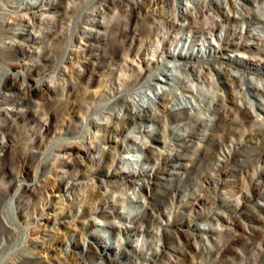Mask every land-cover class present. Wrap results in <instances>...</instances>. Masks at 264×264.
<instances>
[{
    "label": "rangeland",
    "instance_id": "rangeland-1",
    "mask_svg": "<svg viewBox=\"0 0 264 264\" xmlns=\"http://www.w3.org/2000/svg\"><path fill=\"white\" fill-rule=\"evenodd\" d=\"M12 1L16 0H0L9 8L7 11L10 15H18V8L9 6ZM98 1L100 0H52L50 10L33 9V12L28 13V21L22 22L28 25L26 27L31 31L30 37L39 34L36 42L32 43L21 36L12 35L17 40L29 44L30 50L17 44L12 46V51L0 49V58L6 60L3 61V71L0 72V99L4 101L0 108H6L7 112H11L9 108L24 110L21 112V118H17L15 123H11L0 111V140H10L6 142V151L0 149V158H3L0 160V199L5 202L7 215L6 218L0 213V219L4 222L9 220L16 229L8 239L3 235L0 264L9 263L21 253L38 255L35 264H57L56 260H60V264H78L75 258L82 257L85 259L83 264H101L102 259L105 264H110L107 258L117 259L115 263H111L117 264L123 260L119 258L121 252L131 250L123 236L122 242L115 241L113 248L108 249V239L91 234L108 232L98 225L91 231H86L79 222L82 219H93L96 222L115 221L123 226L132 224L127 211L132 209L139 212L141 207H132L129 197L138 192L141 194V185L144 179L147 180V177L138 176L137 181L131 185L120 184L122 177L128 175L133 166H136L134 159L143 153L138 149H122L121 144L109 142L108 129L89 123L93 119L103 121L98 118L107 115L103 112L114 105L115 96L106 86L108 72L105 70L109 68L107 62L93 60L89 51L83 48L91 41L92 48H98L108 55H117L120 47L115 37L130 33L125 24L131 21L130 18L134 21V17L125 10L111 12L104 9L100 14L93 16L90 11ZM218 1L231 17L225 21L217 16L215 19H209L208 16L201 15L199 25H212L210 28H214V31L204 28V31L202 29L196 32L194 39L196 38L197 44L192 48L194 51L198 49L201 54L196 59L178 60L177 57L174 60L169 56L165 57L160 51L163 46L175 55L189 50L193 30L181 27L180 23L196 21L195 14L186 15L184 21L176 19L177 23L174 25L159 20L158 26L161 27H158V31L165 34L164 38L153 34V30L157 29L154 20L148 18L146 21L152 26L146 30L150 32L152 49L140 55L144 62L148 61L150 64L145 80L157 75L162 77L159 67L169 69L167 65L174 62L178 66L182 65L183 67L177 66V69L173 70L177 77L170 81L167 88L178 87L179 92L188 93L182 85L193 83L196 88L195 102L202 110L197 114L212 118L213 115L205 107L214 103L212 95L217 90V93H222L227 98L228 108H225V112L228 119L222 122V128L217 130L212 128L211 124L202 125L199 120L191 121L185 128L178 127V123L171 118L155 117V125L163 134L160 138L167 142L166 145H157L160 151H163L162 156L173 153L177 147L179 154H182V158L178 160L183 164L177 174L161 179L162 183L159 182V185L162 188L158 184L155 185L153 203L162 205V211L159 213L162 223L155 228L158 229L157 238L151 244L156 253L151 255L149 250L147 252L149 239L140 237L134 243H137V251L143 248V253L145 252L140 256L139 264H264V0H253L257 1L256 4L245 0ZM168 2L176 11L183 6L194 5L192 0ZM71 5L74 8L70 7ZM66 7L71 11L69 19L63 15L68 9ZM12 18L13 16L9 19ZM92 19H98L106 26L103 28L92 25ZM58 28L61 29L59 39H51V33ZM87 28L103 31L106 39H90ZM48 53L50 60H43ZM133 54L127 56L129 60L132 57L133 61H122L123 64L119 66L121 68L118 67L116 72L127 77L143 70L141 57H134ZM236 54L238 56H235ZM229 57H238L242 65L228 62ZM93 61L98 64H92ZM85 63L89 67L94 66L96 71L91 82L78 77ZM184 63H187L186 67ZM190 65L200 69L206 79L192 78ZM226 65L237 78L231 76V73H225V78L221 74L219 76L217 69ZM185 75L191 77L188 82L184 78ZM15 78L26 84L33 98L41 102L39 106H33V103L27 101L24 104L7 102L9 96L3 92L9 93L7 87ZM57 79L63 84L55 86ZM251 80L258 89L254 91L255 94H247L245 99L237 84H249ZM142 83L132 84L129 89L143 90ZM41 90L44 92L45 101L39 98ZM99 92L105 96L101 100H95L94 94ZM250 104L263 107L258 108L260 115L256 116ZM46 109L50 112L52 120L49 126L42 125L38 120L46 115ZM134 126L127 123L113 135L123 141L128 133L134 130ZM145 128L148 129L149 126ZM185 132L193 136L192 141H188L187 145H178ZM93 133L98 134L95 137L96 142L93 143L95 147L86 153L88 138ZM84 136L86 138L83 140ZM73 144L76 146L71 148ZM65 145L69 147L63 149ZM203 145L205 146L202 147ZM109 146L114 147L110 153L106 151ZM70 158L74 159L75 165L69 168L65 159L68 161ZM158 161L161 169L170 167L162 161L161 156ZM140 164L144 169L150 170V174L161 175V169H156V166L146 162ZM111 165L123 175L108 177L109 185L101 184V180L107 178L105 174ZM17 173L21 176L16 177ZM69 173L75 177L69 180V183H75V192L79 197V203L67 210L64 219L68 229L72 230L67 233V227L55 223L54 220L49 226L56 232L47 240L45 238L48 237L40 233L41 223L45 222V216L51 212L52 205L57 206L59 211H65L60 197H71L68 191L70 184L65 181ZM56 184H60V188H53ZM105 201L109 203L108 216L93 214L79 217L81 204H87L90 209ZM55 239L59 240L58 245ZM43 240L45 241L42 242ZM73 241L80 243L75 249L72 247ZM117 244H120V247ZM72 249L75 252L73 258L67 254V251ZM96 251L104 255V258H99Z\"/></svg>",
    "mask_w": 264,
    "mask_h": 264
},
{
    "label": "bare ground",
    "instance_id": "bare-ground-1",
    "mask_svg": "<svg viewBox=\"0 0 264 264\" xmlns=\"http://www.w3.org/2000/svg\"><path fill=\"white\" fill-rule=\"evenodd\" d=\"M51 1L52 0L12 1V3L9 6L17 7L18 10L20 11L18 15H10V13L7 11L9 10V8L4 3L0 2V49L8 51L13 48L12 46L14 44L15 45L17 44L22 48L28 47V49L30 50L29 44H27L26 42H21L20 40H17L15 37H12V35L15 34V35L21 36L23 39L27 41H32V43L36 42V37L39 36V34H35L34 36L30 37L31 31H28V28L26 27L28 25L24 24L22 21H28L29 12H33L34 10L35 11L41 10L42 8L51 9L52 8L51 3H50ZM70 1H74V0H70ZM192 1L194 3L192 7L183 6L179 8V10L176 11V9L174 10L172 9V5L169 4L168 0H100L98 1L97 5H95L94 8L90 11V14L94 16V15L100 14V12L104 11V9H108L111 12H119V11L125 10V12L130 14V16L134 17V21H132V18H130L131 21L129 22L127 21L128 23L125 24L126 28L129 29L128 31L130 33H127L122 37L119 35L120 38L119 36L118 38L117 36L115 37V39L118 42L117 44L120 47L119 48L120 52L117 55H108V54H105L103 51H100L98 48H92L93 44L91 43V41H89V43H86L85 47L83 48L84 50L89 51V55L93 60H96V61L98 60L100 62L101 61L107 62L109 68L105 70L106 72H108L107 77H106V81H107L106 86L108 89H110V91L113 92V96H115L114 105H112V107H108V108L106 107L107 110L103 112L104 114H107L108 116L104 115L103 117H99L98 119H102L103 120L102 122H100L99 120L93 119L89 121V123H93L97 127H101V128L104 127L108 129L107 134H108L109 142H113L115 145L116 144L118 145V143L121 144L122 149H126V150L138 149V150H141V152L143 153L142 155L134 159V163L136 166H133V170L128 172V175H125L122 177L123 181L119 182L120 184L131 185L133 182L135 183V181H137L138 176L147 177V180L144 179V182L141 185L142 186L141 194L138 192L139 194L135 193V196L129 197L132 203L131 205L132 207L135 208L138 205L139 207H141V210L139 212L138 211L134 212L132 209H129L127 211L128 216L131 217L130 221L132 222V224L123 226L122 224H117L115 221H110V220H104L103 222H98V221L96 222L93 219H89V220L86 219V221L83 219L79 220L81 227L86 231H91L93 228H95L96 225H98L99 228L104 229V231L108 232L107 234L103 232H93V233L91 232V234L99 235L102 238L108 239L109 242H107L108 245H106L108 249L113 248V246L115 245V241L119 243L122 242L121 240L122 236L123 238H125V243L131 246L130 248L131 250L130 251L124 250L123 252H121L120 254L121 256H119V258H122L123 260L118 261L117 264H121L122 262H126V264H139L138 260L140 256L143 255L145 252L143 253V248L137 251V248H136L137 243L136 245H134V243L137 242L140 237H145L149 239V242H148L149 247L147 248V252L149 250L151 255H154L156 253L154 252L155 248L154 247L152 248L151 244H153L157 238L158 229H155V228H158L162 223V220L159 218V215H160L159 213L160 211H162V205L161 203H153L154 195L156 192L155 185L157 184L159 185V182L162 183L161 179H166L168 176L177 174L180 167L183 164L180 162V160H178L179 158H182L181 157L182 154L181 155L179 154L177 147L174 148L175 151L173 153L170 152L169 155L162 156L163 151L161 152L160 149L157 147V145L160 143H163L164 145H166L165 143L167 142L165 140H161L160 138L163 136V134L160 131V129H158V127H156L155 125L156 120H157L155 117L161 116V118L163 117L165 119L171 118L173 121L178 123V127L182 126L185 128L186 126L191 124V121L199 120L200 121L199 123H201L202 125L206 126L208 124H211L213 126L212 128L215 127V129L217 130H220L222 128V122H226L228 119L226 117L228 115H226V112H225V108L227 107L226 105L227 98L225 97L224 94L217 93V90H215L214 94L212 95L214 103L209 104L208 107L207 106L205 107L213 115V118H212V117H202L201 115L197 114V112L202 111V110H201V107H198L195 102L196 88L193 85V83H190V84L185 83L182 85V87L185 90H187L188 93L184 91L179 92L177 90L179 89L178 87L172 88L170 86L169 88H167V85H170V81L176 79L177 77V75L173 72V70L177 69V66H178L175 62L172 65L165 64L167 65V67H169V69H164L162 67L158 68L160 73L163 74L162 77H159L158 75L157 76L151 75L152 76L151 78L145 80V78L148 76L147 72L149 71L150 64L148 63V61L144 62V59H142V56L140 55L144 54L145 51L152 49L151 48L152 43L150 40V32L146 31L147 29L152 28V26H150V24L146 22L148 18L151 20H154L157 23V26L155 25V27L157 28L156 29L157 31L153 30V34L160 35L161 37L164 38L165 34L162 31H158V27H161V26H158L159 20L162 23L174 25L175 23H177L176 19H178L179 21L180 20L184 21L186 20L185 19L186 15L195 14L194 16L197 19L196 21H193L192 23L188 22L186 24L180 23L181 27H187L193 30V35H192L193 37H192V40H190L191 44L189 45V50L187 49L185 53L179 52L177 55H175L174 53H170V51H168V49H166V47L164 46L162 47V50H160L163 54H165V57L169 56V58H172L174 60L177 59V57H178V60H191V59L199 58L201 56L198 49L197 51H194L193 49L194 46L197 44L196 38L194 39V37H196V32L201 31L202 29L204 31V28H210V26H212V25L208 27L203 26V25H202L203 27L200 26L201 24L199 25V21L201 22V20L199 18H201L204 15L208 16L209 19L210 17L214 18L217 16L221 18L222 20L228 21L231 17V14L227 12L226 10H224V8L222 7V3L218 0H192ZM245 1H250L254 4H256L257 2V1L253 2V0H245ZM70 7H73V5H71ZM67 8L68 7H66V9ZM69 9L70 8L65 10V13L63 14L64 17L68 19L71 16V11ZM173 11L175 13H173ZM11 16H13V18L9 19ZM156 18H159V19L156 20ZM90 22H93L92 25L101 26L103 28L106 26V24H104L103 22H100L98 19H92ZM14 25L16 27H14ZM127 29H125V31ZM210 29L214 31V28H210ZM87 30L89 33L88 37L90 39H93L96 41H100V40L104 41L106 39L105 38L106 35L104 36V32L99 29L87 28ZM60 32H61V29L59 28L58 30H54L50 35L51 39L53 38L55 40H58L59 39L58 37L60 36ZM5 38H9V40H5ZM210 50H212V48ZM76 53L74 54L76 55ZM132 53H134L133 54L134 57H139V58L141 57V61L143 62V70L138 71L137 73H135V75H129L127 77L122 75V73L120 72L119 73L116 72L120 64H123L122 61L129 60L127 56L132 55ZM235 56H238V55L236 54ZM50 58L51 57L49 56V53H48L46 56L43 57V60L47 61V60H50ZM3 61H6V60H3V58H0V72L3 71L2 70ZM129 61L132 62L133 58L131 57ZM227 61L230 63L231 62L235 63L238 66L242 65V62L238 59V57H235V58L229 57ZM92 64H98V63L93 61ZM184 64H185L184 67H186L187 63H184ZM37 65L39 66V63ZM145 65H147L148 67H145ZM193 65L192 66L190 65L191 75L190 74L189 75L192 78H195L197 80H200L201 78H205L204 76H202L200 69L198 70V68L197 69L194 68ZM178 67H183V66L179 65ZM230 69L227 68V65H226L222 69L218 68L217 70H218L219 76L221 74L225 78L226 77L225 73H227V75L228 73H231ZM121 70L122 69H120V71ZM95 73L96 71L94 69V66L89 67V66H86V63H85V65H83L82 72L79 73L78 77L81 79L86 78L87 82H91L93 80L92 77ZM63 74H64V70H63ZM189 75H185L184 77L186 78L187 82L191 78ZM231 76H233L234 78H237V75L234 73H231ZM210 78L211 77L209 76V79ZM54 83L56 84L55 86H59L60 84H63L58 79ZM140 83H142L141 87L142 88L144 87L143 90L140 89L139 91H131V89H129L130 85L140 84ZM245 85H247V87ZM237 87H239V90L240 92L243 93L245 99H246L247 94H255L254 91L258 89V87L254 84V82H252V80L251 82H249V84L238 82ZM249 87L252 89L248 90ZM7 89L9 90V93L3 92L4 95L9 96V98L6 99L7 102L24 104V102L27 101V103L28 102H30L31 104L33 103V106H39L41 104L39 100H36L33 98V96L31 95L30 89L26 86V84H24V82H19L16 78L14 82L9 83ZM146 90H149L150 92H147ZM43 93L44 92H42L41 90L39 93V98L45 101ZM104 96L105 94H103L102 92L94 94L95 100H101L102 98H104ZM1 104H4V101L0 99V105ZM250 106L253 108V112L256 114V116L260 115V113H258V108L262 109L263 107L261 105L250 104ZM9 109L11 112H7L6 108H0V111L5 116H7V119L9 118V120H11V123H15L17 118H21V112L24 110L20 108H9ZM47 110L48 109H46V113H45L46 115L38 119L39 122H41V124L44 126H49L52 121L50 118V112ZM229 120L231 121V119ZM229 120L228 122L230 123ZM127 123L134 124L135 125L134 130L130 131L123 141L116 139L113 133H118L119 130L124 128ZM146 126H149V128L148 129L145 128ZM137 133H140L141 135L138 136ZM185 133L182 135L178 145H182L183 143L186 144L188 143V141H192L193 136L188 135L187 133L185 134ZM97 135L98 134L93 133L89 138L87 137L89 140L88 141L89 146L86 147V150H85L86 153H88V151H90L91 149L95 147L93 143L96 142L95 137ZM201 137L203 138V135ZM84 138H86V136L83 137V140ZM8 141L10 140L9 139L0 140L1 150L5 149L6 151L8 147V144L6 142ZM74 146L76 145L73 144L71 148ZM204 146L205 145H203L202 147ZM68 147L69 145H65L63 149L68 148ZM112 148L114 147L109 146L107 147L106 151L110 153L112 152ZM159 156H161L162 161L165 163H168L170 167L168 168L162 167L163 169H161L160 168L161 166H159V161H158ZM120 157H117L118 160H121ZM2 159L3 158H0V160ZM73 160H74L73 158H70L68 161L67 159H65V163L67 162V165L69 166V168L75 165V162ZM111 162L113 164L114 159H112ZM143 162L152 164V166H156V169H161V172L159 171L161 175H158L156 173L154 174L151 173L152 174L151 175L149 172L150 170H146L147 168L144 169L143 167H141L140 163H143ZM120 175H123V174L119 171H116L115 167L111 165L109 167V170L105 174L107 178L105 180H101V184L107 185L109 182L108 177L113 178V177H118ZM18 176H21V174L17 173L16 177ZM67 177H68L67 180H65L66 183H69V180L71 179H75V177L71 173L67 174ZM69 184L70 185L68 187V191H70L71 197L69 196L60 197V199L63 200V209H65V211L64 210L59 211L57 210V206L55 207L54 205H52L53 208L51 209V212H49L47 216H45V222L41 223L42 227L40 228V233L43 236H47L48 238H45L47 240L51 236H53V234H55L56 232V230L52 229L49 226V223L54 220L56 221V222L54 221L55 223L61 224L67 227V231H66L67 233L68 232L70 233V230H72L70 228L68 229V226L64 219H65V215L67 214V210L72 209L73 207H75V205L79 203V200H78L79 197L77 196L75 192V187H74L75 183L71 181ZM166 186L168 187L167 183H166ZM53 188L55 189L60 188V184H56L55 186L53 185ZM105 190H107V188ZM161 198H164V197H161ZM86 205L87 204L80 205L81 216L79 217H85L86 215H93V214L98 215V216H104V215L108 216L110 214V211L107 209V207H109V203L106 201L103 203H100L95 208L89 209V207H87ZM4 208H5V202L0 199V213L5 215V217L7 218L6 211ZM15 231L16 229L12 226V224H10L9 220L4 222L3 220L0 219V247L1 245H4V241H1V240H4L3 235L8 239ZM71 234L73 233L71 232ZM44 241L45 240H43L42 242ZM55 243L58 245L59 240L55 239ZM143 243L144 242H142V244ZM78 244L80 243L73 241L72 243L73 249H75L78 246ZM117 246L120 247V244H117ZM73 249L67 251V254H69L72 258L74 257V253H75ZM96 254L98 255L99 258H104L103 257L104 255H102L98 251H96ZM90 257L93 258L92 256ZM37 258H38V255L33 254V253H21L17 257H14L7 264H21L23 262H30L31 264H35V262H37ZM108 259L111 263L112 262L115 263L117 261V259L112 260L110 258H107V261ZM75 261L78 264H83V262L85 263V259L83 257L79 259L75 258ZM60 262H61L60 260H56L57 264H60ZM101 262H102L101 264H105L103 259L101 260ZM68 263L72 264V262H68ZM49 264H54V263L51 262Z\"/></svg>",
    "mask_w": 264,
    "mask_h": 264
}]
</instances>
